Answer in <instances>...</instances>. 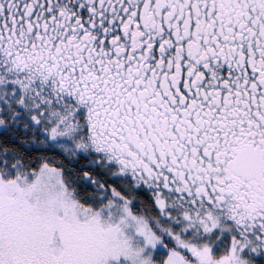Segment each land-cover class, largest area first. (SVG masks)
I'll use <instances>...</instances> for the list:
<instances>
[{"label": "snow or ice", "instance_id": "6c2138e0", "mask_svg": "<svg viewBox=\"0 0 264 264\" xmlns=\"http://www.w3.org/2000/svg\"><path fill=\"white\" fill-rule=\"evenodd\" d=\"M0 264H264V0H0Z\"/></svg>", "mask_w": 264, "mask_h": 264}, {"label": "trees", "instance_id": "16d2710c", "mask_svg": "<svg viewBox=\"0 0 264 264\" xmlns=\"http://www.w3.org/2000/svg\"><path fill=\"white\" fill-rule=\"evenodd\" d=\"M118 183V181H116Z\"/></svg>", "mask_w": 264, "mask_h": 264}]
</instances>
